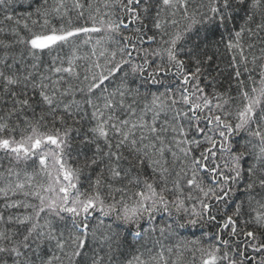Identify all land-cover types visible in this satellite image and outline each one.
I'll return each mask as SVG.
<instances>
[{
	"label": "snow or ice",
	"instance_id": "snow-or-ice-1",
	"mask_svg": "<svg viewBox=\"0 0 264 264\" xmlns=\"http://www.w3.org/2000/svg\"><path fill=\"white\" fill-rule=\"evenodd\" d=\"M0 264H264V0H0Z\"/></svg>",
	"mask_w": 264,
	"mask_h": 264
},
{
	"label": "trees",
	"instance_id": "trees-1",
	"mask_svg": "<svg viewBox=\"0 0 264 264\" xmlns=\"http://www.w3.org/2000/svg\"><path fill=\"white\" fill-rule=\"evenodd\" d=\"M161 90H163V89H161Z\"/></svg>",
	"mask_w": 264,
	"mask_h": 264
}]
</instances>
